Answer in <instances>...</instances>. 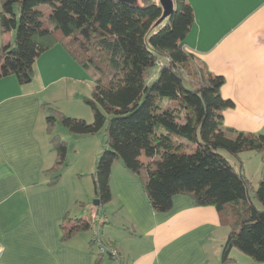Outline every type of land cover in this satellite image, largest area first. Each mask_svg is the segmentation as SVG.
Returning <instances> with one entry per match:
<instances>
[{"label": "trees", "instance_id": "1", "mask_svg": "<svg viewBox=\"0 0 264 264\" xmlns=\"http://www.w3.org/2000/svg\"><path fill=\"white\" fill-rule=\"evenodd\" d=\"M173 1L174 12L157 25L163 10L156 0H0L2 31L14 32L0 52V78L31 83L37 59L62 45L93 78L91 96L83 98L93 120L59 111L47 118L56 154L50 185L61 179L68 157V142L54 134L56 122L73 135L102 132L92 174L96 212L112 199V167L121 161L144 185L154 211H170L178 195L216 209L230 230L222 264L233 261V249L264 264V134L225 126L223 113L234 108L221 94L225 80L186 48L194 10L187 0ZM220 151L235 158L260 154L258 188ZM94 223L95 216L66 217L62 241Z\"/></svg>", "mask_w": 264, "mask_h": 264}, {"label": "crops", "instance_id": "2", "mask_svg": "<svg viewBox=\"0 0 264 264\" xmlns=\"http://www.w3.org/2000/svg\"><path fill=\"white\" fill-rule=\"evenodd\" d=\"M187 1L194 25L186 48L209 72L224 78L221 94L234 102L223 113L225 126L264 134V0ZM13 39L14 32L3 33L0 23V52ZM85 75L57 44L37 59L31 83L0 78V264H116L93 242L98 221L103 243L114 246L125 264H222L230 230L216 209L178 195L170 211L158 213L140 179L122 162L112 167L111 201L96 212L91 203L97 200L92 179L96 149L87 168L64 172L50 185L56 154L47 118L52 111L92 118L75 104L92 91V83H82ZM233 161L252 180L241 159ZM256 162L259 185L261 157ZM93 216L91 229L62 241L66 217ZM230 257L233 261L226 264H261L237 249Z\"/></svg>", "mask_w": 264, "mask_h": 264}, {"label": "rangeland", "instance_id": "3", "mask_svg": "<svg viewBox=\"0 0 264 264\" xmlns=\"http://www.w3.org/2000/svg\"><path fill=\"white\" fill-rule=\"evenodd\" d=\"M156 1L159 3V0H156ZM39 9L43 11L44 13H48L47 11L50 10L48 5H43ZM84 72L87 78L85 82H82V83L88 86L90 83L94 84L93 78L89 75V73H87L86 71ZM79 81H81V79H79ZM85 85H82V86L84 87ZM79 88L80 90L82 89L81 86ZM91 93L92 91H90V94L88 95V97L91 96ZM75 104H78L79 107L85 109L87 113L93 114L91 108L84 103L83 98L77 99V103ZM75 118H78V117H75ZM81 119H84L87 122L89 121L91 122L93 120V115L90 120H86L85 118H81ZM54 134L61 135L68 142L67 165L66 167H64L62 173L66 172L69 174L77 170H84L85 168H87L90 161L92 160L94 149H96L95 151L97 152L100 151L103 145V141H104V136L102 132L95 134V135L70 134L65 129V127L61 124L60 121L56 123L54 127ZM220 153L226 158H228L229 161L231 162L233 161L234 157L230 155L228 152L220 151ZM248 156H251L253 159L249 158ZM260 157H261L260 154L254 153V152H246L240 155V159H241L242 165L244 166L245 171H247V173L251 176L252 180H250V182H251V185L254 187V189L258 188V184H257L258 182L256 180L257 179L256 178L257 176V162L256 161H258V158ZM144 161L147 162V160L145 159ZM152 169H155V165L152 166ZM237 169H239V167H237ZM250 192L252 195L253 194L252 191ZM91 203L93 204L94 202H91Z\"/></svg>", "mask_w": 264, "mask_h": 264}, {"label": "built area", "instance_id": "4", "mask_svg": "<svg viewBox=\"0 0 264 264\" xmlns=\"http://www.w3.org/2000/svg\"><path fill=\"white\" fill-rule=\"evenodd\" d=\"M102 222L98 221L96 226L93 227V242L98 246L103 254L109 255L112 259H114L116 264H125L121 260L120 252L110 244H104L101 239L102 234ZM2 252V248L0 247V254Z\"/></svg>", "mask_w": 264, "mask_h": 264}, {"label": "water", "instance_id": "5", "mask_svg": "<svg viewBox=\"0 0 264 264\" xmlns=\"http://www.w3.org/2000/svg\"><path fill=\"white\" fill-rule=\"evenodd\" d=\"M121 2H127V3H136L137 0H116ZM159 4L162 7L163 15L161 19L158 21L157 25L162 23L165 19L170 17L172 13L174 12V1L173 0H159ZM100 205L99 200L94 201V206L98 207Z\"/></svg>", "mask_w": 264, "mask_h": 264}]
</instances>
